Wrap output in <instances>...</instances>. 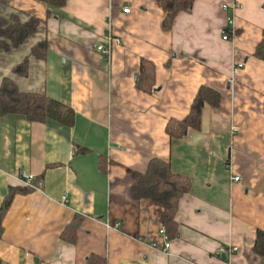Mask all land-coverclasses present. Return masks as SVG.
Masks as SVG:
<instances>
[{"label":"crops","instance_id":"obj_1","mask_svg":"<svg viewBox=\"0 0 264 264\" xmlns=\"http://www.w3.org/2000/svg\"><path fill=\"white\" fill-rule=\"evenodd\" d=\"M225 1L194 0L165 28L158 0H68L59 9L0 0V16L44 21L18 48L0 53V83L12 77L21 91L46 93L74 110L72 126L0 116V205L9 186L27 187L24 174L42 176L13 196L2 217L0 264H87L91 254L105 264L261 263L253 246L256 230L264 231V60L254 51L264 39V0H239L229 40L222 39ZM108 24L121 43L106 69L95 46ZM42 39L45 59L30 58L28 74L14 75ZM141 59L155 67L149 92L136 84ZM237 62L246 68L232 76ZM201 85L217 90L220 104L204 105L199 130L169 137L167 120L188 113ZM153 157L191 182L173 238L160 233L162 206L131 194L135 173ZM75 215L81 221L69 241L62 233Z\"/></svg>","mask_w":264,"mask_h":264},{"label":"trees","instance_id":"obj_2","mask_svg":"<svg viewBox=\"0 0 264 264\" xmlns=\"http://www.w3.org/2000/svg\"><path fill=\"white\" fill-rule=\"evenodd\" d=\"M46 5L59 9L68 0H38ZM165 12L163 26L171 28L180 12L191 11L194 0H158ZM49 15V13H48ZM44 21L35 16H28L26 20L19 13H13L8 17L0 16V53L9 52L18 48L29 37L34 35ZM48 51L46 39L39 40L30 48L28 55L13 66L12 73L16 76L28 74L29 59H45ZM255 57L264 60V39L255 48ZM155 82L154 64L147 60H140V72L136 82L142 91L149 92ZM221 94L206 85H201L192 99L188 113L182 118H169L165 125V133L169 137L181 138L188 128L199 130L202 122V109L205 104L218 106ZM264 111V101H263ZM7 114H21L29 121L45 122L53 119L61 124L72 126L74 123V110L61 101L39 92L21 91L12 77L5 76L0 83V116ZM78 151H86L85 147H78ZM135 183L131 188V194L135 198L150 199L160 204L163 208L161 223L168 238H173L178 233V225L175 214L181 197L190 190L191 182L187 176L174 173L168 160L153 157L143 172L135 173ZM42 176L33 179V184L39 183ZM31 187L9 186L0 205V234L1 221L8 209L13 196L18 192H28ZM81 218L75 215L66 226L62 236L69 241H74L76 231L79 228ZM254 252L261 256L264 264V231L256 230L253 246ZM87 264H105V260L91 254L87 258Z\"/></svg>","mask_w":264,"mask_h":264},{"label":"built area","instance_id":"obj_3","mask_svg":"<svg viewBox=\"0 0 264 264\" xmlns=\"http://www.w3.org/2000/svg\"><path fill=\"white\" fill-rule=\"evenodd\" d=\"M222 9L226 12V20L225 25L222 29V39L223 40H229L231 39L235 34V28H236V16L237 13L242 10L243 5L239 0H227L222 3L221 5ZM129 7H123V12H129ZM121 43V39L113 34L111 31L110 25L108 24V27L104 33H102L99 42L95 46V50L102 56L103 60L105 61V68L109 69L110 63H111V55L114 45H119ZM246 68L245 64L243 62H237L232 67V76H235L240 70H244ZM233 131L236 130V128L232 129ZM33 176L24 174L23 175V182L26 186H33L32 183ZM232 181H239L240 176L234 175L231 178ZM63 200H66V197H63ZM160 233L165 235V229L162 227L160 229ZM170 243L169 241H166L164 246L161 248V250L165 253L169 252ZM237 250L236 246L228 247L226 250H224V254L227 257H231L232 254Z\"/></svg>","mask_w":264,"mask_h":264}]
</instances>
